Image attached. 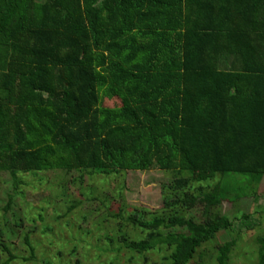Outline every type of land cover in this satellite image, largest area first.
I'll list each match as a JSON object with an SVG mask.
<instances>
[{
    "label": "trees",
    "instance_id": "obj_1",
    "mask_svg": "<svg viewBox=\"0 0 264 264\" xmlns=\"http://www.w3.org/2000/svg\"><path fill=\"white\" fill-rule=\"evenodd\" d=\"M151 170L171 180L150 212L130 208L125 188L100 195L87 179ZM48 172L63 174L62 195L77 196L61 218L96 203L78 234L97 241L79 239L71 256L234 264L257 230L264 264V0H0V173L13 187L5 208L25 194L26 176ZM12 235L0 220V264L37 261L31 232L24 257Z\"/></svg>",
    "mask_w": 264,
    "mask_h": 264
},
{
    "label": "rangeland",
    "instance_id": "obj_2",
    "mask_svg": "<svg viewBox=\"0 0 264 264\" xmlns=\"http://www.w3.org/2000/svg\"><path fill=\"white\" fill-rule=\"evenodd\" d=\"M120 102V98H113L107 100V105H114ZM63 174L57 172H48L38 176H26L30 183L29 186H22L25 189V194H15V201L11 209H6L9 193L13 192L12 182L9 176L0 173V220L8 222L9 229H14L16 236H11L13 247L18 248V253L22 257L28 256L29 253L23 246V236L25 232H31V240L37 247L38 260L24 261L20 258L13 264H96L93 260H87L85 257H78L75 253L70 255L69 250L79 239H86L89 244L95 243L97 237L93 239L86 238L84 235L78 234L79 225H83V219L86 214L93 215L92 209L96 203L87 204L77 207L74 212L64 218L60 216L64 214L67 206L72 200L77 199L75 191L70 188L69 193L62 195L63 184L61 178ZM169 174L160 170L151 171H129L123 173L102 171L99 173L89 174L87 179L90 182H95L99 186L98 194L104 195L112 190L114 187H123L124 193L127 196L128 206L132 209L146 210L148 212L161 209L162 192L161 184L171 180ZM70 179V178H68ZM71 187L70 185H68ZM103 197V196H102ZM256 204L251 199L244 201L242 210L245 212H252ZM232 208V207H231ZM224 213L232 216L235 209L229 208V205H224ZM42 216V217H41ZM24 219L22 227L16 226V222ZM94 217L86 227L93 230L95 228L93 223ZM258 222V219H255ZM264 227V219L262 220ZM68 223V225H67ZM252 219L242 221L235 224V229L239 225L251 224ZM48 224V226H47ZM71 224V225H70ZM111 227V226H110ZM114 227V225H113ZM96 233V230H94ZM257 230H252L249 235L242 239L238 248L232 253L234 264H258V259L253 251L256 247L253 240ZM231 238V235H221L218 242L222 243ZM91 241V242H90ZM87 246L86 242H83ZM214 243H217L216 241ZM90 249V258L97 251ZM153 255V254H151ZM112 259L116 257V253L110 254ZM155 259L158 256L154 255ZM106 260L105 257L101 261ZM86 261V262H85ZM213 260V264H217ZM200 257L197 256L192 264H199ZM99 264V262H98ZM204 264V263H203Z\"/></svg>",
    "mask_w": 264,
    "mask_h": 264
}]
</instances>
